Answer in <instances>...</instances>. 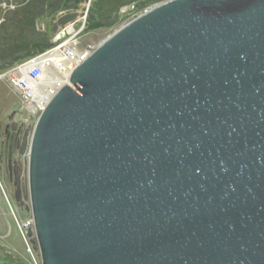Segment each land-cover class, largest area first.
Segmentation results:
<instances>
[{
    "label": "water",
    "instance_id": "95a60500",
    "mask_svg": "<svg viewBox=\"0 0 264 264\" xmlns=\"http://www.w3.org/2000/svg\"><path fill=\"white\" fill-rule=\"evenodd\" d=\"M69 80L18 143L42 264H264V0L159 2Z\"/></svg>",
    "mask_w": 264,
    "mask_h": 264
},
{
    "label": "trees",
    "instance_id": "16d2710c",
    "mask_svg": "<svg viewBox=\"0 0 264 264\" xmlns=\"http://www.w3.org/2000/svg\"><path fill=\"white\" fill-rule=\"evenodd\" d=\"M162 1L0 0V72L44 52L62 28L82 15H86V30L114 27L124 20L122 7L133 4L130 11L141 13ZM44 20L46 29L42 30L39 24Z\"/></svg>",
    "mask_w": 264,
    "mask_h": 264
},
{
    "label": "rangeland",
    "instance_id": "374dc122",
    "mask_svg": "<svg viewBox=\"0 0 264 264\" xmlns=\"http://www.w3.org/2000/svg\"><path fill=\"white\" fill-rule=\"evenodd\" d=\"M90 3L87 4V7H89ZM133 7H122V12H124L123 14L125 15L124 20L122 23L118 24V26L114 27L86 30V15H82L74 22V26L77 28L83 26L80 36L81 44L85 45L91 43L97 47V45L115 29L140 14V12L130 11ZM45 23H47L46 20L39 24L42 30L46 29ZM83 23L84 25H82ZM53 39L54 37L52 40ZM6 71L0 72V76L5 72V76L0 77V119L2 123L5 124L6 121L12 119L15 112L14 117L22 128H30V130H32L39 115H27L26 111L23 109L24 103L22 101V94L16 92L9 84ZM12 112L13 114L10 117ZM26 119H28V122L24 125L23 121L25 122ZM5 157H7L6 154L4 156V161L2 160V164L0 156V181L2 183L0 184V188L3 185L6 193V195H4L0 192V264H42L37 242H33L29 235V238L25 239L20 229L24 220H28L32 215L30 197L27 196V194H29L28 156L22 154L20 151L17 153L18 163L21 166L22 184L26 186V195L24 196L22 194L23 200L21 202L14 198V185H12L13 183L10 184L8 180ZM10 187L11 192L9 190Z\"/></svg>",
    "mask_w": 264,
    "mask_h": 264
},
{
    "label": "built area",
    "instance_id": "2783aa9c",
    "mask_svg": "<svg viewBox=\"0 0 264 264\" xmlns=\"http://www.w3.org/2000/svg\"><path fill=\"white\" fill-rule=\"evenodd\" d=\"M82 28L75 27L74 23L67 25L54 36L53 44L44 52L5 70L9 84L22 94L28 116L39 115L48 101L66 84L62 75L70 79L73 69L96 48L91 43L81 44ZM3 76L5 72L0 77ZM27 122L28 119L25 120ZM33 227L34 219L31 215L20 226L25 239L29 238L28 229Z\"/></svg>",
    "mask_w": 264,
    "mask_h": 264
},
{
    "label": "flooded vegetation",
    "instance_id": "af4514ba",
    "mask_svg": "<svg viewBox=\"0 0 264 264\" xmlns=\"http://www.w3.org/2000/svg\"><path fill=\"white\" fill-rule=\"evenodd\" d=\"M12 114L13 112L11 113L10 117L12 116ZM14 114L12 119L6 121L5 124L2 123V120L0 119V156L1 163L3 164L4 156L5 154L7 155V157H5V163H7L6 171L8 173V180L10 181V184L13 183L12 185H14V198L16 199V195L18 192L20 195L19 202H21L23 200V195H26V186L22 184L21 166L18 163L17 153L18 151H20L18 143L21 142L22 136L26 129L22 128L17 119H15ZM4 177L7 180L5 174ZM0 184H2L1 181ZM0 189L1 194L6 195L3 185ZM9 190L11 192V187Z\"/></svg>",
    "mask_w": 264,
    "mask_h": 264
},
{
    "label": "bare ground",
    "instance_id": "6f19581e",
    "mask_svg": "<svg viewBox=\"0 0 264 264\" xmlns=\"http://www.w3.org/2000/svg\"><path fill=\"white\" fill-rule=\"evenodd\" d=\"M48 68H49V67H48ZM62 76H63L64 81L66 80V84H68V83L70 84V83H71L70 80L67 79L64 75H62ZM57 92H58V91H57ZM57 92H56V93H57Z\"/></svg>",
    "mask_w": 264,
    "mask_h": 264
}]
</instances>
